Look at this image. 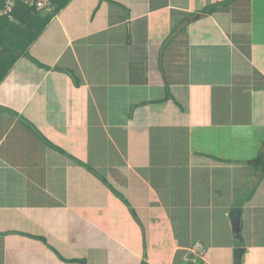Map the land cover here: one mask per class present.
Wrapping results in <instances>:
<instances>
[{
	"label": "crops",
	"instance_id": "obj_1",
	"mask_svg": "<svg viewBox=\"0 0 264 264\" xmlns=\"http://www.w3.org/2000/svg\"><path fill=\"white\" fill-rule=\"evenodd\" d=\"M22 5L0 0L22 45L0 76V264H264V0Z\"/></svg>",
	"mask_w": 264,
	"mask_h": 264
},
{
	"label": "trees",
	"instance_id": "obj_2",
	"mask_svg": "<svg viewBox=\"0 0 264 264\" xmlns=\"http://www.w3.org/2000/svg\"><path fill=\"white\" fill-rule=\"evenodd\" d=\"M16 4L22 5L23 3L17 2ZM24 5L25 4H23L22 6H24ZM25 6H27V5H25ZM27 7L29 8L28 10H30V13L36 11L32 7H29V6H27ZM1 37H3V36H0V38ZM6 38H7V40H6ZM6 38H3L2 41L0 42V76L4 74V71L6 70L7 66L10 65V63H9V60L11 58L10 54L11 55H13V54L17 55V53L21 52V49H22V45L20 44V42L14 41L12 37H6ZM26 56H28L32 61H35L29 55H26ZM50 145L52 147L59 149L60 151H63L53 144H50ZM261 162H263V164L262 165L258 164V165H260L261 170L264 172V141H263L262 147H261L258 155L254 159L248 160V163L255 164V165L257 163H261ZM110 188L112 189V187H110ZM113 192H114V190H113Z\"/></svg>",
	"mask_w": 264,
	"mask_h": 264
},
{
	"label": "built area",
	"instance_id": "obj_3",
	"mask_svg": "<svg viewBox=\"0 0 264 264\" xmlns=\"http://www.w3.org/2000/svg\"><path fill=\"white\" fill-rule=\"evenodd\" d=\"M17 2L24 3L36 11L50 10L53 7L51 0H5L7 12H11ZM205 251V245L201 242H196L191 248L192 254L198 258H200Z\"/></svg>",
	"mask_w": 264,
	"mask_h": 264
},
{
	"label": "water",
	"instance_id": "obj_4",
	"mask_svg": "<svg viewBox=\"0 0 264 264\" xmlns=\"http://www.w3.org/2000/svg\"><path fill=\"white\" fill-rule=\"evenodd\" d=\"M240 212L239 210H235L231 213V220H232V229L233 232L235 234V236L238 239H241V235H240Z\"/></svg>",
	"mask_w": 264,
	"mask_h": 264
},
{
	"label": "rangeland",
	"instance_id": "obj_5",
	"mask_svg": "<svg viewBox=\"0 0 264 264\" xmlns=\"http://www.w3.org/2000/svg\"><path fill=\"white\" fill-rule=\"evenodd\" d=\"M6 40H7V38H6Z\"/></svg>",
	"mask_w": 264,
	"mask_h": 264
}]
</instances>
